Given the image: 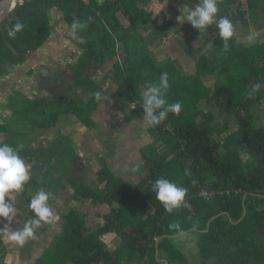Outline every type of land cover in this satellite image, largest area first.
Masks as SVG:
<instances>
[{
  "label": "trees",
  "instance_id": "16d2710c",
  "mask_svg": "<svg viewBox=\"0 0 264 264\" xmlns=\"http://www.w3.org/2000/svg\"><path fill=\"white\" fill-rule=\"evenodd\" d=\"M136 1L24 0L0 26L2 83L10 67L25 63L29 53L48 42L53 13L63 18L67 27L74 21L86 25L80 33L85 41L83 54L72 72L82 76L77 84L86 86L93 96L88 104H82L76 98L77 102L72 101L69 93H61L53 98V108L22 97V107L16 108V104L12 108L14 116L23 108L28 115L40 117L42 124L36 131L59 127L66 114L96 109L104 91L95 81L99 66L115 63L123 68L120 61L125 58L134 65L125 68H135L138 75L128 86L118 87L117 93L126 97L137 113H144L140 87L158 82L162 72L169 75L168 102L182 104L179 115L170 113L151 128L160 146L144 151L147 175L139 184L131 187L112 178L107 168L97 173L95 188L72 180L74 196L66 207L61 233L40 247L36 264H188L189 258L176 244L180 236L170 227L176 223L185 235L196 239L202 264H264V123L256 118V109L264 107V88L255 98L247 97L254 83H264V44L248 47L232 38L225 52L217 37L213 50L198 58L192 74L186 75L169 58L157 63L153 56L140 54L137 42L144 38L139 34L151 28V19L144 9L138 10ZM118 12L129 21L128 28L120 22ZM17 20L25 27L9 37L7 32ZM87 71L91 79L82 75ZM207 100H214L218 114L230 119L234 129L229 124H212L215 114L203 110ZM11 124L9 120L0 122V139L15 149ZM162 147H166L163 153L159 152ZM60 151L73 159L68 142L56 148ZM186 169L190 175L185 174ZM158 178L186 188V206L166 212L152 192ZM75 203L82 204L84 212H76ZM86 203L97 208L92 220L85 211L89 209ZM115 238L121 241L120 246L108 249Z\"/></svg>",
  "mask_w": 264,
  "mask_h": 264
},
{
  "label": "crops",
  "instance_id": "0c3cea01",
  "mask_svg": "<svg viewBox=\"0 0 264 264\" xmlns=\"http://www.w3.org/2000/svg\"><path fill=\"white\" fill-rule=\"evenodd\" d=\"M94 1L104 4L111 0ZM196 2L197 0H192L193 4ZM250 2V0H219V14L228 16L234 25L233 38L248 47L254 43L264 44V9H256L258 7ZM145 3H142V0L136 1L138 10L146 11L152 25L149 26L151 27L149 31H140V35L159 63L167 57L175 64L179 62L183 70L190 71L196 66L201 55L213 50L214 41L219 37L214 27L201 38L199 32L189 23L177 22V16L181 15L179 8L184 5L192 6L189 0H170L166 3V6L173 11V19H171L173 25L165 30L163 25L167 21H164L163 12L157 14L152 11V2ZM144 5L147 7L143 8ZM237 12L250 18L246 19L245 16L240 22ZM117 16L125 28L130 26L121 12H118ZM51 23V37L48 42L36 52L29 53L25 63L9 68L7 80L0 83V102H3L2 97L6 96L1 91L9 87L12 89V84L16 87L22 86V83H25L24 88H21L23 94L38 104L51 103L52 99L61 93H69L72 100L78 98L82 104L90 102L93 93L86 86L77 84L74 80L75 75L71 72L83 54L85 41L80 37L81 29L76 35H71V29L66 26L64 19L54 13L51 15ZM242 27L244 28L241 32ZM163 30L166 31L167 38L163 37ZM241 38L247 39L245 41L247 44L243 43ZM201 48L204 50L201 51ZM120 55L125 56V52L122 51ZM127 66H131L130 62ZM95 81L104 88L101 103L96 109L91 112L85 109L86 111L81 114L72 112L73 115L63 118L59 127L42 132L35 131L31 137L23 138L21 149H15L29 166L32 178L24 191L16 195L13 200L18 210L13 228L22 227L23 223L32 217L33 213L29 211L27 205L31 197L40 189L51 193L50 204L54 209L55 219L52 224L37 230L36 238L23 246L0 235V259L3 260V264H36V258L42 251L40 247L45 246L48 239H55L54 237L61 233L68 213L66 207L71 206V199L74 196L70 184L75 178L95 188L98 183L97 173L107 168L113 175L112 178L130 183L129 185L133 187V184H139L147 175L144 159L142 161L143 153L148 148L157 149L160 146L152 139L153 125L142 122L144 113H137L134 105L129 100H125L126 97L122 98L118 95L112 63L99 68ZM128 103L131 105V111ZM259 110L264 113L263 109ZM8 116L2 110L0 122L5 124L9 120ZM63 141L69 143L74 156L73 159L67 157V161L74 160L70 174H64L61 164L68 156L67 153L56 152V148L61 146ZM134 168L138 170L133 171ZM50 178L53 180L52 183ZM84 205L88 206L89 203ZM82 208V204L75 203L76 212H80Z\"/></svg>",
  "mask_w": 264,
  "mask_h": 264
},
{
  "label": "clouds",
  "instance_id": "9594fccd",
  "mask_svg": "<svg viewBox=\"0 0 264 264\" xmlns=\"http://www.w3.org/2000/svg\"><path fill=\"white\" fill-rule=\"evenodd\" d=\"M192 6L184 5L179 8L181 15L177 16V22L189 23L197 30L201 38L205 37L209 29L214 27L217 35L223 41V51H228L230 41L234 36V25L228 16H221L219 0H197ZM25 25L19 20L8 30L9 37H15L24 29ZM86 25L74 21L70 26V34L76 35L79 29ZM206 45V44H205ZM204 50L201 48V51ZM264 88V83H254L247 93L249 99L255 98L256 94ZM169 89V75L162 72L158 82L146 86L142 94V108L144 116L142 122L147 125H159L164 122L169 114L179 115L182 110L180 102L169 103L167 93ZM99 95L97 99H99ZM138 169H133L137 171ZM186 175H190L185 170ZM32 175L29 166L20 154L9 144H0V235L7 237L11 242L19 246L25 245L36 238V232L45 225L52 224L55 219L54 209L50 204L51 193L43 189L37 190L28 202V209L33 213L22 227L13 228L17 216V208L13 204L16 195L22 193L25 186L31 181ZM152 192L155 199L164 207L165 211L172 213L182 206H186L187 189L178 186L167 178H158L152 184ZM179 236L185 233L181 226L171 224Z\"/></svg>",
  "mask_w": 264,
  "mask_h": 264
},
{
  "label": "rangeland",
  "instance_id": "374dc122",
  "mask_svg": "<svg viewBox=\"0 0 264 264\" xmlns=\"http://www.w3.org/2000/svg\"><path fill=\"white\" fill-rule=\"evenodd\" d=\"M169 1L170 0H147V2H146V0H145V2H146L145 4H147L148 2H152L153 3V9H152V11L156 12L157 14H159L160 12H163L164 21H165L166 19H173V11H172V8H168L166 6V3H168ZM146 7H147L146 5L143 6V8H146ZM144 14H146V13H144ZM161 21H163V20H161ZM150 29L151 28H148L147 31H149ZM149 35H151V34H149ZM139 37L141 38L142 36L139 34ZM150 39H151V37H150ZM154 40H156V39H154ZM137 43H138L139 46L141 45L139 47V49L142 51L140 54H146V55L152 56L151 52L148 49L147 42H145L142 39V41L140 40ZM243 43L247 44V42H244V41H243ZM140 54H138V55H140ZM140 56H142V55H140ZM73 57L74 56H72V58ZM150 58L152 59V57H150ZM150 58H149V60H150ZM164 59H167V57H165ZM164 59H162V60H164ZM105 64H107V63H105ZM130 64L132 66H134L132 63H130ZM115 66L116 65L114 63L113 64V67L117 70L116 80H118V79L120 80L119 82H116V80H115V84L117 85V87H119V89H121V87L123 88L125 83L127 85L131 81H134V79L138 75V71L135 68L126 69L125 66L128 67L127 65H125L123 68L122 67H119V66H117V67H115ZM176 66H177V68H180L181 71L184 74H186V75L187 74H192V72H193V71H185V69L183 70V67H181V65L179 64V62L176 63ZM77 67H78L77 65L74 66V68H77ZM82 75L88 76L89 75V71H87V74H86V72H84ZM81 77L82 76H79V75L76 76L75 75L74 80L78 81V80L81 79ZM88 77H89V79H91L90 76H88ZM1 80H5L6 81L7 79L3 78ZM23 84H25V83H22V86L20 85V86H17V87H16V85L12 84L11 85L12 89L9 86H7L9 88H5L3 91H1V93L3 92V94L6 95V96L1 95V96H4V97H2V99L4 101L3 102H0V112L3 110L4 112H6L9 115L8 116L9 117V121H10V123H12L11 124V127H12V125L14 127L13 128L14 129L13 130V137H14V139L11 140L12 141L11 143L17 144V146L15 147V149H21L23 147L22 139L25 138V137H27V138L31 137L32 134L35 133V131L39 127V125L42 124V120L39 119L40 117H38L37 115H35V116L34 115H28V111L27 110H24L23 108H19L18 109L19 110V114H16V116H14L15 114L12 111V108L14 106H16V104H17V107L16 108H18L19 106L22 107V105H23L22 104V101L23 100H21V98L22 97L27 98L26 95H24L23 94V91L21 90V88H24ZM209 84L212 85V82L209 83ZM145 85L148 86L150 84L147 83ZM145 85L140 87V89H141L142 92L145 89L144 87H146ZM135 90H136V88H135ZM138 92H139V90H138ZM76 99L79 100L78 98H76ZM11 101H12V104L8 107V104ZM72 101L77 102L75 100V98ZM53 104H55V99H52L51 103H46L45 105L48 106V107L53 108L54 107ZM213 104H214V100H211V101H208L207 100V101H204L203 102V110L210 111V112H213L215 114V118H214V121L212 122V124L214 126L215 125H221L222 127H225L226 124H229L230 125V128H233L234 125H233L232 121L230 119L224 118V116H222L221 114H218L219 112H218L217 108L214 107ZM128 105H129V108H130V111H131V105H130V103H128ZM71 107L69 109H71ZM30 108H32V106ZM63 109L65 110L66 107H63ZM262 109L264 110V107ZM20 110H21V112H20ZM67 112H68V108H67ZM71 115H73V114L72 113H69V114H66L65 117L66 116H71ZM263 115H264L263 111H260V110L256 109V118L259 120V123L260 124H263L264 123V119H263L264 117H263ZM2 119L5 120L4 118H2ZM217 134L220 135L219 133H217ZM148 136H150V135H148ZM152 139L155 141V144L158 145V142H156V139H154V138H152ZM0 144H4L3 143V139L2 140L0 139ZM165 150H166V147L159 148V152H161V153H163ZM67 157L68 156L65 157V161L64 162H61L62 167H63V170H64V174H70V172L72 171V169L74 167L73 166L74 160L67 161ZM61 160H63V159H61ZM142 161H143V158H142ZM65 163L67 165H65ZM93 167H94V165H93ZM99 170H97V171H99ZM55 178H56V175H55ZM47 180H49V179L47 178ZM77 181L81 182V180H79V179H77ZM52 182H53V180L51 179V183ZM51 186H53V185H51ZM194 238H195V236H194ZM120 243H121V241L119 240V238H115L114 240H112L111 242H109L108 249H111V250L117 249V247L120 246ZM176 244H177V246H179L185 252L186 256L189 258L188 264H202L203 261H202V259L199 256V250H198V248L196 246V239H192L190 236H188L186 234L184 236H180L176 240Z\"/></svg>",
  "mask_w": 264,
  "mask_h": 264
},
{
  "label": "water",
  "instance_id": "95a60500",
  "mask_svg": "<svg viewBox=\"0 0 264 264\" xmlns=\"http://www.w3.org/2000/svg\"><path fill=\"white\" fill-rule=\"evenodd\" d=\"M252 2V0H250ZM260 4L257 5L258 8L256 9H264V0H259ZM250 2V3H251ZM249 3V5H250ZM253 3V2H252ZM18 5V0H2L0 1V26L2 25V23L9 17V15L16 9ZM249 5H247V7H249ZM246 19H249L250 17H247V15H245ZM263 19V18H261ZM249 22H251L249 20ZM246 214V211H245Z\"/></svg>",
  "mask_w": 264,
  "mask_h": 264
},
{
  "label": "flooded vegetation",
  "instance_id": "af4514ba",
  "mask_svg": "<svg viewBox=\"0 0 264 264\" xmlns=\"http://www.w3.org/2000/svg\"><path fill=\"white\" fill-rule=\"evenodd\" d=\"M252 2H253V4H254V6H257L258 4H260V1L259 0H252ZM256 2V3H255ZM237 14V16H238V19H239V21L240 22H242L243 21V19H244V17L245 16H243V15H241L240 13H236ZM166 23L163 25V28H164V30H165V28H167V27H171L172 25H173V22H172V20L171 19H166ZM150 25H152L151 24V22H150V24H149V26ZM245 25V24H244ZM162 28V27H161ZM243 28L244 27H242L241 28V32L243 31ZM162 30V29H161ZM163 30V31H164ZM163 31H162V33H163ZM165 32L166 31H164V33H163V37H166L167 38V35L165 34ZM241 32H240V35H241ZM239 36V35H238ZM241 40L242 41H246L247 39H244V38H241ZM153 56V55H152ZM126 59H124V60H122V61H120V64L124 67L125 65H128V60L127 61H125ZM125 61V62H124ZM156 62L157 63H159L158 62V60H156ZM110 64V63H109ZM101 66H99V68H100ZM95 68V67H94ZM113 69H114V71L116 70L114 67H113ZM96 78V77H95ZM87 207H89V209H87V210H85L86 212H87V214H88V218L90 217V220H92V218H91V215L93 216V214L94 213H96L95 211L97 210V208H95V207H93L91 204H89ZM81 213H82V210H81ZM54 238H56V237H54ZM165 261V260H164Z\"/></svg>",
  "mask_w": 264,
  "mask_h": 264
},
{
  "label": "built area",
  "instance_id": "2783aa9c",
  "mask_svg": "<svg viewBox=\"0 0 264 264\" xmlns=\"http://www.w3.org/2000/svg\"><path fill=\"white\" fill-rule=\"evenodd\" d=\"M84 2H86V1H88V0H83ZM24 3V0H18V4L20 5H22Z\"/></svg>",
  "mask_w": 264,
  "mask_h": 264
}]
</instances>
